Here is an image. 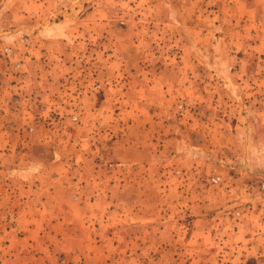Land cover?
<instances>
[{
    "label": "crops",
    "instance_id": "0c3cea01",
    "mask_svg": "<svg viewBox=\"0 0 264 264\" xmlns=\"http://www.w3.org/2000/svg\"><path fill=\"white\" fill-rule=\"evenodd\" d=\"M112 2L118 9L122 6L115 0H0V50L9 44L13 58L22 60L18 68L22 74L18 76L26 84L27 99L32 98L29 106L45 117L50 109H58L63 116L46 120L52 127L31 135L35 143L48 148L41 158L23 161L28 150L21 147L17 152L20 161L14 163L13 148H4L5 169L37 172L39 182L34 188L26 191L25 186L31 185H20L21 196L29 203H40L41 213L32 218L33 222L37 219L33 225L48 228L60 249L78 252L75 259L82 251L104 252V245L114 244V235L133 233L146 236L135 251H167L179 244L184 252H190L182 253L181 264H198L196 255L205 248L220 252L215 258L217 264H264V101L235 100L229 103L231 109H240L226 117L215 115L205 120L186 112L181 136L155 129L160 123L156 118L166 111L158 107L163 108L167 101L166 94L160 97L162 90L171 91L172 67L166 62L156 71L144 65L148 58L142 57L145 36L137 22L130 26L125 20L110 18ZM184 37L182 56L189 60L201 40L193 42L186 34ZM86 53L95 75L83 81L75 69L72 71V63L75 56ZM192 69L183 66L180 89L187 99L200 101L206 87L188 78ZM253 88L249 85L246 89ZM75 93L80 94L77 121L69 118ZM129 116L133 118L132 132L121 127V122H129ZM196 123L230 125L231 130L220 140V147L229 150L219 153L221 148H210L216 143H204L208 139L202 137L200 142L198 134L194 140L192 128ZM6 134L4 144L11 137V133ZM160 139L164 145L158 148ZM168 141L178 146L170 148ZM177 152L183 158L181 167L186 166L185 172H189L187 178L177 182L173 177L159 178L164 165L158 156L166 153L169 158ZM192 153L201 161L210 154V163H205L224 179L221 185L213 184L205 192L199 178L204 164L197 157L200 166L190 168L192 163L187 162ZM14 164L18 167L13 168ZM164 170L171 171L169 167ZM191 172H197L196 177ZM182 184V188L194 185L195 225H177L171 216L156 225L160 213L151 217V225H143L150 217L140 212L147 195L142 197V187L163 185L169 191ZM206 198L221 204L217 211L201 210ZM69 227L75 230L69 231Z\"/></svg>",
    "mask_w": 264,
    "mask_h": 264
},
{
    "label": "rangeland",
    "instance_id": "374dc122",
    "mask_svg": "<svg viewBox=\"0 0 264 264\" xmlns=\"http://www.w3.org/2000/svg\"><path fill=\"white\" fill-rule=\"evenodd\" d=\"M118 5H122L118 9L112 2V10L109 11L110 18L119 21L125 20V23L137 24L138 30L145 37L142 51V57H148L144 60V65L151 66L159 70L166 62L172 67L171 71L174 77L171 83V91L164 92L160 96L167 97L163 108L166 111L157 117L160 123L155 124V129H160L167 133L172 131L173 134L181 136L183 132V120H185L186 112L193 116L205 120L210 116L222 115L228 116V113L234 112L240 107L231 109L229 105L232 101L251 99L264 101V0H115ZM132 23V24H131ZM188 36L193 42H199L201 45L194 46L192 59L183 58V48L181 41ZM215 34V35H214ZM214 35V36H213ZM218 35H220L218 37ZM192 44L194 45V43ZM218 42V43H217ZM14 51L11 50L9 44L3 46L0 50V264H181L180 257L184 252L179 244L169 250L151 251H135L138 242H145L146 236L143 234L134 236L133 233L121 236L114 235V244L104 245V252L88 251L79 252L75 259L73 250H62L56 244V238L49 234V229L37 224L33 225L32 218L38 217L39 204L29 203L26 196H21L20 185L27 182L31 188H25L26 191L34 188L35 183L38 184L39 179L36 171L15 172L4 168L5 157L4 148H13V162L20 161L17 154L21 147L28 150L23 161H32L33 158H41L46 153L47 146L35 143V139L31 137L35 132L45 131L52 127V123L46 120L61 119V113L58 109H50L46 117L41 112H36L34 106H29L32 98L26 93L27 88L23 78H19V58H13ZM171 54V58L169 55ZM160 57V58H158ZM72 63L74 68L72 71L78 72L79 79H88L89 75L93 76L92 65L87 53L77 55ZM141 62V61H140ZM183 66H192V74L189 72L188 78L195 82H201L206 87L203 99L200 101H191L187 99V94L182 93L181 79L184 81ZM8 67V69H6ZM75 69V70H74ZM199 70V71H198ZM182 77V78H181ZM86 81V80H85ZM170 84V83H169ZM255 86L253 89H246L247 86ZM165 88V85H163ZM262 86V91L258 88ZM98 87V84H93ZM33 93L31 94V96ZM80 95V94H79ZM75 93L77 99L71 105L72 112L69 118L73 121L78 120L77 103L79 96ZM189 100V101H188ZM203 106L200 107V104ZM215 105V108H214ZM118 110L120 107H116ZM31 112H28V111ZM242 111V110H241ZM115 113L113 112V115ZM184 116V117H183ZM184 118V119H183ZM129 122H121V127L127 131L133 130V118L129 116ZM45 120V121H44ZM121 121V120H120ZM127 127L124 125H126ZM201 123V122H200ZM224 125V123H222ZM220 123L201 125L196 123L192 128L194 135L198 134L201 139L206 138L204 143L213 141L216 145L210 146L212 149H219V153H224L229 149L220 147L221 139L227 131H230V125L226 124V128ZM148 125V124H147ZM198 130V131H197ZM185 133L188 131L185 129ZM11 133L8 142L4 144V135ZM213 137V140L211 139ZM29 141V142H28ZM181 141V140H180ZM179 144H181V142ZM28 142V143H27ZM34 142V143H32ZM163 141L157 140V147L161 148ZM168 141V146L177 147L175 143ZM178 144V143H177ZM48 143V146H51ZM31 146L32 149H29ZM216 148H213V147ZM211 149V150H212ZM223 150V151H222ZM23 151V150H22ZM30 154V155H27ZM207 153V151H205ZM223 155V154H222ZM197 155L192 153L188 158L190 168L195 169L197 164ZM210 154H205V160L201 161L200 156L198 162L204 164L203 170L199 172L204 183L203 189L208 192L211 185L220 184L224 181L218 172L210 170ZM182 156L171 155L166 157V153L158 156L157 160L164 166L160 170L159 178L166 177V180L174 178V182L186 179L189 172H185ZM216 160V159H215ZM228 161H226L227 163ZM180 164L179 168L175 166ZM186 164V162H185ZM13 165V164H12ZM203 166V165H202ZM18 167L14 164L13 168ZM169 167V171L164 169ZM184 168V169H183ZM18 169V168H17ZM169 173V174H168ZM197 172H191L196 177ZM24 175V178L21 176ZM187 181V180H186ZM26 183V184H27ZM33 185V186H32ZM186 185V184H185ZM221 185V184H220ZM158 186V185H156ZM184 185H178L176 188L167 190L165 187H142V197L146 195L141 204V215L150 217L149 221L143 222V225H151V217L160 213L159 222L163 223L164 217L171 216L177 225L191 227L195 221L196 198L192 189ZM166 192L164 193V191ZM189 191V192H188ZM187 194V198H185ZM34 198L37 199L35 196ZM209 198V197H208ZM206 198L203 204L205 207L202 211H217L221 206L218 201H212ZM221 208V207H220ZM25 210V217L21 218V213ZM30 228V229H29ZM53 230V229H52ZM74 231L75 228H68ZM54 231V230H53ZM98 238V237H97ZM132 240L126 243L127 240ZM134 242V243H133ZM95 241H92V245ZM98 243V241H97ZM133 243V244H132ZM129 245V246H128ZM131 245H133L131 247ZM73 246V244L71 245ZM109 247V249L107 248ZM196 255L198 264H217L220 252L205 248L200 250ZM179 256V257H178ZM203 258H201V257Z\"/></svg>",
    "mask_w": 264,
    "mask_h": 264
}]
</instances>
